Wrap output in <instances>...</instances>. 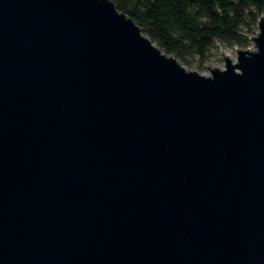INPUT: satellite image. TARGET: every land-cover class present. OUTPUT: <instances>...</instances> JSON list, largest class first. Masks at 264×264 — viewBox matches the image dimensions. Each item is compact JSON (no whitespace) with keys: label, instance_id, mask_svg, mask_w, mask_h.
Returning a JSON list of instances; mask_svg holds the SVG:
<instances>
[{"label":"water","instance_id":"water-1","mask_svg":"<svg viewBox=\"0 0 264 264\" xmlns=\"http://www.w3.org/2000/svg\"><path fill=\"white\" fill-rule=\"evenodd\" d=\"M210 75L112 0H0V264H264V16Z\"/></svg>","mask_w":264,"mask_h":264},{"label":"trees","instance_id":"trees-1","mask_svg":"<svg viewBox=\"0 0 264 264\" xmlns=\"http://www.w3.org/2000/svg\"><path fill=\"white\" fill-rule=\"evenodd\" d=\"M166 54L203 62L214 42L245 47L264 0H112ZM246 29V30H244Z\"/></svg>","mask_w":264,"mask_h":264},{"label":"rangeland","instance_id":"rangeland-1","mask_svg":"<svg viewBox=\"0 0 264 264\" xmlns=\"http://www.w3.org/2000/svg\"><path fill=\"white\" fill-rule=\"evenodd\" d=\"M258 31H259L258 23L251 25L250 29L245 31L248 34V41L245 47H240L238 45H227L226 43H223V42H214L213 45L209 49L207 58L203 62L199 59V56L197 54L187 56L184 61L178 58L177 59L179 63L188 70L197 71L198 73L202 75H206V76L210 75V69L212 68L223 69L224 68L225 59L221 55V52H223L224 55L230 56V58L233 61H235L236 56H237L236 48L238 50L239 49L254 50L256 48L255 42L251 40L250 38L252 36H256L258 34ZM153 44L159 47L155 42H153ZM161 51L164 52L162 49Z\"/></svg>","mask_w":264,"mask_h":264}]
</instances>
